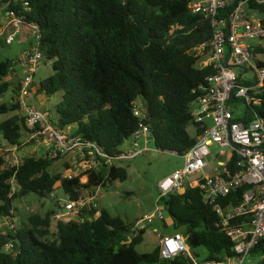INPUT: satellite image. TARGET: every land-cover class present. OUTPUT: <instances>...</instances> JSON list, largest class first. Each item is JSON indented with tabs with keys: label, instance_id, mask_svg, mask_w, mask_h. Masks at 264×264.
I'll list each match as a JSON object with an SVG mask.
<instances>
[{
	"label": "trees",
	"instance_id": "trees-1",
	"mask_svg": "<svg viewBox=\"0 0 264 264\" xmlns=\"http://www.w3.org/2000/svg\"><path fill=\"white\" fill-rule=\"evenodd\" d=\"M0 6L13 11L24 24L36 26L43 62L52 73L41 80L35 92L51 97L61 93L56 104L57 126L98 142L110 158L138 129L135 102L150 109L151 137L156 148L183 155L197 138L188 132L194 123L192 104L206 87V78L216 73L212 65L198 67V46L212 39L210 22L193 13L189 0H0ZM232 7L224 12L228 15ZM264 16V3L248 2V11ZM259 65L264 46L253 51ZM10 59L0 62V97L14 85L7 80L17 73ZM36 85H34L35 87ZM34 92V91H33ZM264 116V102L257 107ZM21 112L13 102L0 105V115ZM28 129L23 115L14 114L0 123V139L19 143ZM203 128H198L197 135ZM27 156L19 167H5L0 156V218L14 219V202L30 194L41 198L61 189L72 200L87 190L125 181L128 171L116 162L101 161L99 170H87L68 178L66 172H53V163L63 158ZM67 171L72 166L65 163ZM234 172V161L227 165ZM15 178L17 191L10 196ZM248 186L217 199L223 207L237 206ZM174 233H182L200 260L229 261L235 256L228 237L217 226L220 217L213 205L204 201L200 187L186 186L160 198ZM56 212L29 217V225L0 231V264H188L179 255L164 259L157 246L141 253L145 229L133 236L135 223H127L109 211L91 209L86 219L58 222ZM88 217V218H87ZM164 227L170 226L166 220ZM13 248L6 250L7 244ZM197 249H202L203 254ZM252 255L264 264V238Z\"/></svg>",
	"mask_w": 264,
	"mask_h": 264
},
{
	"label": "built area",
	"instance_id": "built-area-1",
	"mask_svg": "<svg viewBox=\"0 0 264 264\" xmlns=\"http://www.w3.org/2000/svg\"><path fill=\"white\" fill-rule=\"evenodd\" d=\"M249 1L189 0L190 10L203 15L211 24V41L198 46L197 51L199 55L209 57L203 66L212 65L216 73L206 78L207 86L200 87V90H204L203 94L192 104V125L196 130L197 142L181 155L185 159V166L158 184L159 198L179 192L186 186L200 187L204 201L213 205L219 213L217 226L228 237L235 256L229 261L200 260L182 233L160 234L156 230L160 255L164 259L182 255L189 260L188 264H246L249 255L264 238V116L257 111V107L264 102V66L258 64L253 53L255 46L251 44L253 40L264 41V17L256 19L252 16L248 11ZM255 1L264 3V0ZM228 7H232V10L226 15L224 12ZM4 16L5 22L0 25V44L12 45L24 29L27 36L36 39V47L27 49L19 57L24 74H18L15 81L14 102L23 112L28 131L17 144L0 139V156L5 158V167H19L23 159L17 154L29 143L48 147L46 155L52 158L59 154L77 153L76 163L81 173L99 170L104 159L112 164L135 159L151 151L148 145L151 128L145 122L147 109L139 102H135L134 115L140 119V124L132 136V145L109 159L98 142L59 128L50 111L36 107L31 99L36 74L44 60L39 47L38 28L24 24L13 11L5 12ZM240 103L245 106L244 116L237 118L235 112L239 110ZM208 118L213 121L212 127L206 123ZM199 127L204 131L197 135ZM215 145L219 146V150L213 152L211 147ZM161 152L179 155L174 151ZM231 161H234V172L227 169ZM76 175L72 170L65 173L68 178ZM10 183V196H13L18 185L15 178ZM245 186L249 189L237 206L223 207L217 203V199ZM100 188L85 191L79 200H72L65 193L58 198L55 191L52 192L50 197L59 206L55 219L68 223L77 217H86V212L98 207L96 193ZM165 214L163 206L159 205L143 221L153 223L159 219L163 222L167 219ZM7 219H10L8 228L15 229L14 220ZM140 223L132 228L133 236L139 234ZM5 248L10 250L13 244H7Z\"/></svg>",
	"mask_w": 264,
	"mask_h": 264
},
{
	"label": "rangeland",
	"instance_id": "rangeland-1",
	"mask_svg": "<svg viewBox=\"0 0 264 264\" xmlns=\"http://www.w3.org/2000/svg\"><path fill=\"white\" fill-rule=\"evenodd\" d=\"M252 16L256 19L263 18L259 12L252 10ZM5 22L4 9L0 6V25ZM255 47L257 45L264 46V41L253 40L251 42ZM31 47H36V39L28 37L26 34V29L18 36L16 42L12 45H7L5 43L0 44V62L7 59L15 62L14 68L17 73L9 75V81L13 82L16 80L17 75H23V67L18 61L19 57ZM200 60L198 62V67H202L208 60L206 54H200ZM258 58L264 61V55H258ZM52 73V67L50 62H43L39 67L36 74V82L40 83V80L48 77ZM15 91V86L13 85L9 91L0 97V105L3 103L10 104L13 102V94ZM61 99V93H57L51 97H47L44 94L43 101L40 102V106L44 107L47 111H50L54 117H57V112L55 109L56 104ZM32 103L38 107L39 104L36 102L35 97H32ZM239 110L235 112L237 118L244 116L245 106L243 103L239 104ZM21 115L22 112H11L9 114L0 115V123L14 114ZM206 123L209 127L213 126L212 119H206ZM75 126L68 127L66 131H72ZM188 132L192 137L196 136V130L193 125L188 126ZM133 143V138L126 140V142L120 147V151L128 149ZM151 151L136 157L131 160H124L122 162L117 161L118 165H122L128 171V178L125 181L117 180L115 182L108 183L107 186L101 187L96 193L98 197V212L102 210L109 211L113 216H120L127 223H135L140 220L143 223V228L145 233L143 235V241L137 246V250L141 253H150L159 246V240L156 236L155 231L158 230L160 234H173L175 232L172 225L164 227L161 220L156 219L153 223L148 221H143L146 215L151 214L156 210L160 203V191L158 188L159 182L165 177L171 175L172 173L182 169L185 166V159L181 155H176L171 152H161L156 148L153 140L148 142ZM212 151H218L219 146L215 145L211 147ZM48 147H43L39 144L29 143L24 146L17 156L23 159L27 156H45ZM77 158V153H67L61 158L53 163V172H66L65 163L73 162L71 170L74 175L81 174L79 170V165H77L75 159ZM216 165L215 162H212ZM55 195L58 198L63 197V191L61 189L55 191ZM58 205L56 200L48 197L41 198L36 194H30L23 198L17 199L14 202V220L17 230L24 229L29 225V217L34 214H40L44 216L47 212L54 210L56 213L58 211ZM167 218V214H165ZM81 217H77L74 220H78ZM88 218V217H87ZM86 219V217L82 218ZM10 219L0 218V231L7 230ZM139 222V223H140ZM53 230L55 231L58 221L53 219ZM67 223V222H62ZM198 253L203 254L202 249H197ZM262 260L261 256L249 255L246 264H259Z\"/></svg>",
	"mask_w": 264,
	"mask_h": 264
},
{
	"label": "crops",
	"instance_id": "crops-1",
	"mask_svg": "<svg viewBox=\"0 0 264 264\" xmlns=\"http://www.w3.org/2000/svg\"><path fill=\"white\" fill-rule=\"evenodd\" d=\"M27 34V33H26ZM29 37V36H28ZM15 79H16V77H15ZM7 80H9V77L7 78ZM14 81V86H16V84H15V81L16 80H13ZM40 82H41V80H40ZM39 84L40 83H37L36 82V78H35V87H34V92H33V97H35V99H36V102L39 104V107L40 108H42L43 110H46L45 109V106L44 107H42V106H40V102L41 101H43V98H44V94H40V93H37V92H35L36 91V89H38V87H39ZM13 97L15 98V91H14V94H13ZM75 161H76V159H75ZM70 164V163H69ZM70 165H73V162H71V164ZM166 221H167V223L169 224V225H171V220L167 217V219H166Z\"/></svg>",
	"mask_w": 264,
	"mask_h": 264
},
{
	"label": "water",
	"instance_id": "water-1",
	"mask_svg": "<svg viewBox=\"0 0 264 264\" xmlns=\"http://www.w3.org/2000/svg\"><path fill=\"white\" fill-rule=\"evenodd\" d=\"M150 117H151V111H150V109H147V119L149 120ZM150 140H153V138L150 137ZM139 226H142V223H140Z\"/></svg>",
	"mask_w": 264,
	"mask_h": 264
}]
</instances>
